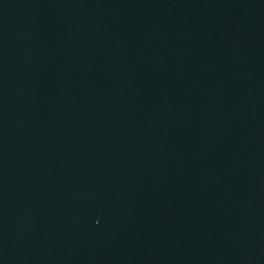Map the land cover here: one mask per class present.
I'll list each match as a JSON object with an SVG mask.
<instances>
[{"label": "water", "instance_id": "95a60500", "mask_svg": "<svg viewBox=\"0 0 264 264\" xmlns=\"http://www.w3.org/2000/svg\"><path fill=\"white\" fill-rule=\"evenodd\" d=\"M0 264H264V0H0Z\"/></svg>", "mask_w": 264, "mask_h": 264}]
</instances>
